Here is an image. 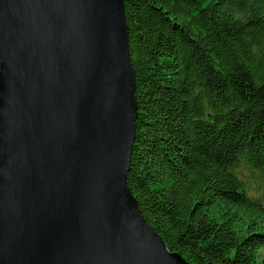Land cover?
<instances>
[{"label": "water", "instance_id": "1", "mask_svg": "<svg viewBox=\"0 0 264 264\" xmlns=\"http://www.w3.org/2000/svg\"><path fill=\"white\" fill-rule=\"evenodd\" d=\"M123 0H0V264H189L126 183Z\"/></svg>", "mask_w": 264, "mask_h": 264}, {"label": "trees", "instance_id": "2", "mask_svg": "<svg viewBox=\"0 0 264 264\" xmlns=\"http://www.w3.org/2000/svg\"><path fill=\"white\" fill-rule=\"evenodd\" d=\"M126 183L189 264H264V0H123Z\"/></svg>", "mask_w": 264, "mask_h": 264}, {"label": "bare ground", "instance_id": "3", "mask_svg": "<svg viewBox=\"0 0 264 264\" xmlns=\"http://www.w3.org/2000/svg\"><path fill=\"white\" fill-rule=\"evenodd\" d=\"M139 208V207H138ZM140 210V209H139Z\"/></svg>", "mask_w": 264, "mask_h": 264}]
</instances>
